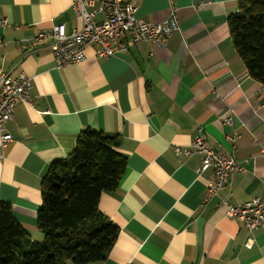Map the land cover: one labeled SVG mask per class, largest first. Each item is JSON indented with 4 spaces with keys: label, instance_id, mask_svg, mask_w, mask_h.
<instances>
[{
    "label": "crops",
    "instance_id": "crops-1",
    "mask_svg": "<svg viewBox=\"0 0 264 264\" xmlns=\"http://www.w3.org/2000/svg\"><path fill=\"white\" fill-rule=\"evenodd\" d=\"M122 1L150 23L173 9L177 30L166 45L141 42L106 59L90 45L83 62L55 68L46 44L22 54L16 43L58 24L78 29L71 0H0V68L33 82L32 103L17 104L0 131L12 137L0 148V202L41 241L36 213L49 165L73 150L84 128L118 134L125 171L97 204L117 238L106 259L91 264H264V226L249 233L219 204L264 195V88L231 44L226 18L236 0ZM198 128L243 169L209 198L212 169L198 174L201 156L183 153Z\"/></svg>",
    "mask_w": 264,
    "mask_h": 264
},
{
    "label": "trees",
    "instance_id": "trees-1",
    "mask_svg": "<svg viewBox=\"0 0 264 264\" xmlns=\"http://www.w3.org/2000/svg\"><path fill=\"white\" fill-rule=\"evenodd\" d=\"M232 47L248 75L264 88V0H236L226 18ZM118 134L81 130L73 150L52 162L40 181L41 203L32 241L0 202V264H91L104 261L118 229L98 210L125 171Z\"/></svg>",
    "mask_w": 264,
    "mask_h": 264
},
{
    "label": "built area",
    "instance_id": "built-area-1",
    "mask_svg": "<svg viewBox=\"0 0 264 264\" xmlns=\"http://www.w3.org/2000/svg\"><path fill=\"white\" fill-rule=\"evenodd\" d=\"M70 7L80 21L78 29L67 33L63 24L54 25L31 39L18 41L17 51L22 54L36 52L46 44L54 67L62 68L83 62L90 45H96L94 53L97 58L106 59L122 54L141 42L162 48L177 30L173 9L161 23H150L136 16L137 7L134 4L122 0H71ZM6 24L5 19H0L1 26ZM32 87V78L23 71L14 73L13 69L4 71L0 68V131L17 104L30 105ZM225 122L230 123V119H225ZM10 141V134L1 135L0 148L3 149ZM174 148L179 154V148ZM183 153L185 156L192 153L201 156L198 174L212 169V178L206 182L205 198L216 195L235 173L243 170L231 155L214 152L203 140L201 128L196 130L190 146ZM260 153L264 156L263 149ZM219 204L224 207V217L239 221L249 233L264 226V195L240 204L220 199Z\"/></svg>",
    "mask_w": 264,
    "mask_h": 264
},
{
    "label": "bare ground",
    "instance_id": "bare-ground-1",
    "mask_svg": "<svg viewBox=\"0 0 264 264\" xmlns=\"http://www.w3.org/2000/svg\"><path fill=\"white\" fill-rule=\"evenodd\" d=\"M32 103V102H31Z\"/></svg>",
    "mask_w": 264,
    "mask_h": 264
}]
</instances>
